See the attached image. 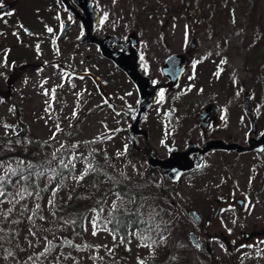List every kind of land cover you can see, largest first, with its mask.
<instances>
[{
  "label": "rangeland",
  "instance_id": "obj_1",
  "mask_svg": "<svg viewBox=\"0 0 264 264\" xmlns=\"http://www.w3.org/2000/svg\"><path fill=\"white\" fill-rule=\"evenodd\" d=\"M5 2H12L13 8L0 15V157H4L0 160V176L13 166L31 164L25 155L16 153L23 129L18 122L20 116L26 124L27 136L47 143L41 144L44 147L38 149L40 154L69 157V166L80 168L82 164L75 162L79 155L88 161L99 157L98 151L104 150L117 156L114 159L102 156L106 165L124 178L139 177L143 172L142 163L121 157L125 145L123 130L129 123L127 115L104 107L91 81L78 79L75 70L91 67L98 70L99 67V74L110 80H123V73L95 47L86 52L90 58L85 60L84 49L63 46L59 34L70 17L57 0H0V5ZM96 7L106 29H122L137 19L144 33L143 50L152 47L144 53H157V58L167 53L162 41L171 44L169 52L187 54L191 40L196 38L198 44L190 51L189 70L180 90L189 88L194 95L199 93L229 104L237 100L241 143H246L252 129L243 101L248 90L258 120V131L251 136L264 132V0H97ZM214 13L215 25L210 28L207 19ZM201 19L206 22L202 23ZM164 24L167 28L162 30ZM77 31L71 28L66 41L72 40ZM158 114L153 111V122L164 118ZM7 137H16V140H4ZM154 143L159 146L164 142ZM240 157V174L235 181L240 192L249 197V205L245 213L237 215L241 224L230 211L223 214L225 229L229 231L237 228V224L243 227L245 221L264 218V201L259 199L264 198L260 189L264 153L252 151L241 153ZM40 181L39 196L34 200L29 199L27 193L31 188L28 186L23 188L26 189L23 199L17 195L19 192L6 197L9 199L0 196L3 201L0 203V237L3 238L0 264H148L153 245L149 248L133 236L126 256H122L119 246H115V237L107 227L98 225L96 210L90 211L80 237L72 238L68 225L52 217L53 204L48 203L56 193L64 200L68 188L51 183L47 177ZM76 181L72 179L73 184ZM206 183L209 185L204 175L183 179L175 184L176 191L166 193L159 200L157 188L139 190L148 191L153 200L148 203L151 212L162 210L167 215L156 230L160 239H155V249H172L176 257L186 253L196 259V264H207L205 255L190 241L189 232L194 231V225L188 215V210L195 208L202 216L208 213L211 216L207 198L217 189L205 188ZM105 188L102 217L108 218L119 208L134 210L135 205L129 200L131 195L125 199L113 187ZM36 205L40 207L37 209ZM49 241L51 250L44 252ZM255 248L264 251V243H258ZM255 248L243 249L240 253L241 257L250 255L246 264H264L259 253L258 258L251 252Z\"/></svg>",
  "mask_w": 264,
  "mask_h": 264
},
{
  "label": "flooded vegetation",
  "instance_id": "obj_2",
  "mask_svg": "<svg viewBox=\"0 0 264 264\" xmlns=\"http://www.w3.org/2000/svg\"><path fill=\"white\" fill-rule=\"evenodd\" d=\"M57 1L62 5L67 17H70L69 21L66 20L63 23L62 30L59 34L63 46L67 47L73 45L79 50L84 49L85 52L82 53H85L84 57L86 60L90 58L86 55V52L92 47L97 48L101 53L100 44L91 40L94 36L104 39L109 34L118 35L121 39L114 43V49L121 54H124L129 45H133L130 38H136L138 41L136 50L138 52L139 70L142 74L151 79L152 85H158L157 97L153 104L147 109V117L143 118L140 122V128L147 132L138 133L136 135V145L133 147V142H131L129 135L132 118L124 111L119 112V106H117L123 105L136 108L139 105L140 94L131 77L114 60L105 57L102 53L105 59L123 73V80L106 79L102 74H99V67V71L97 69L93 70V67H91V69L75 70L78 79L82 80L88 78L91 81L95 88L96 95L101 97L104 107L109 108L117 114H126L129 120V123H127L123 130L125 145L121 152V157H124L128 161L137 159L142 163L143 172L139 177H136V179H131L130 176L125 177V199H128V196L131 195L129 200L134 201L140 194V189L145 190L150 187L157 188L156 193L158 200L160 198L164 199L166 193L176 191L175 184L180 183L183 179L193 176H195V178H197V176H201V178L203 175L206 176L209 185L206 183L207 186L205 188L210 190L213 188L217 189L216 193L207 198L209 209L212 210V212L214 210L215 213L212 215L211 212V216H209V213L207 216H202L200 214L202 217L200 225L193 222L194 231H190L189 236L191 232H194L200 242V246H194V248L205 255L204 258L207 264H218V262L222 264H246L245 262L250 255L241 257L240 253H242L243 249H249L250 247L255 248L258 246V243H264V218L250 222L245 221L243 227L237 224V228H234L233 231H229L225 229L223 216L226 211H230L241 224L237 215L245 213L249 205V197L240 192L235 178L240 174V154L251 152H240L234 148H224L229 147V144L241 143L239 126L237 124L239 102L237 100H232V104H229L217 99H211V97L203 96L199 93L194 95V92L189 90V88L180 90L190 65H188L186 73L183 75L178 88H171L169 85L170 78L164 73L163 66L168 56L175 52H169L171 44L167 41H162V48L167 52L164 56L162 55L157 58V53H144V51H151L152 47H146L145 50H143L144 43L141 40L144 33L137 19H134L131 25L123 27L122 29L118 28V30H116L112 27L106 29L101 23L100 11L96 7L97 0H92L98 10L99 19L93 33L87 35L83 22L77 16V13H81L82 8L74 0H68L70 5L72 4L74 6L73 10H70L63 0ZM6 3H11L12 5L11 9L7 11L10 12L13 8V4L12 2H5V4ZM66 23L71 24V26L68 28L66 34L61 37ZM71 28L78 29V31L72 40L66 41ZM166 28L167 25L164 24L162 30ZM161 92L163 93V98H161ZM195 97H199L200 99L197 100ZM209 106H212L210 113L204 118L200 117L199 114L204 112ZM155 110L159 113L158 117H164L161 121H152V113ZM251 134L252 133L249 132L248 140L243 144L248 145L251 138L260 135L251 136ZM213 140L222 141L224 143L222 144V148H214L206 151L202 156L204 157L203 164L200 167H195L184 172L178 181H173L169 178L161 166L154 165L157 161L156 159H166L170 157L173 152L183 157L191 158L189 162L193 163L198 156V150L203 147L204 142ZM156 141L164 143L158 144L159 146H157L154 143ZM186 151L187 153H184ZM98 152L99 157H117L109 152L104 153V150H99ZM258 152L264 153V151ZM149 156L155 158L152 160V163L149 162ZM261 182L260 189L263 190L264 194V167ZM259 199L261 202L264 201L263 196H260ZM148 201L152 202L153 200L150 198ZM154 205L156 204H153V206ZM171 205L174 207L175 202ZM138 209L139 206H135L133 212L138 211ZM156 213L158 212H154L153 214L155 215ZM160 213L167 216L162 210ZM220 216L223 217L220 218ZM196 231L199 232V235ZM154 245L152 246V250H158V253L173 251L172 249L169 250L159 247L155 249ZM251 252H253L256 257H258L257 253H259L264 258L263 250H256L255 248V250ZM193 259L196 264V259ZM148 264L151 263L148 262ZM154 264L161 263L160 261H155Z\"/></svg>",
  "mask_w": 264,
  "mask_h": 264
},
{
  "label": "trees",
  "instance_id": "obj_3",
  "mask_svg": "<svg viewBox=\"0 0 264 264\" xmlns=\"http://www.w3.org/2000/svg\"><path fill=\"white\" fill-rule=\"evenodd\" d=\"M209 16L207 25L211 28L215 25L216 15L214 13ZM200 21L202 23L206 22L204 19ZM18 122L22 124L23 129L20 131L19 147L16 146V153L25 155L26 159L30 160L31 168L28 165L13 166L10 169H16V175L7 171L2 176L4 177V181L2 186H0V190L5 193V195L2 196L3 198L8 196L11 197L28 186L31 188L28 193H32V195H29V199L34 200L39 196L38 192L40 191L38 190H40V180L47 177L51 183L55 182L60 186L68 188V195L64 200L59 199L57 193L53 198L52 217L68 225L72 232V238L80 237L79 235L84 231L85 222L87 221L90 211L96 210V212H98V225L100 227H107L108 231L115 237V246H119V252L122 256H126L132 236H136L140 243L148 247L154 245L155 239H160V234L156 233V230L161 227L159 222L163 220L165 216L160 212L154 215L149 210L148 199L150 198L148 192H146V194L140 191L138 197L132 201L135 206H141L140 210L133 212V210L119 208L111 213L108 218L102 217L101 202L107 194L105 186L113 187L118 195L121 197L124 195L125 198L124 187L126 180L124 176L119 175L114 169L106 165L103 157H91V160L85 161L83 157H81L82 155H79L78 158L75 159V162H80L82 165L80 168H75L72 164V167L69 166V157H63L60 154L55 157H50L47 154H40L38 149L44 147L47 143L39 139L28 137L26 124L20 119V116L18 117ZM4 140L15 141L16 137H7ZM97 154H99V152ZM2 159H4V157H0V160ZM61 160L68 165L67 168L60 164ZM89 165L92 166L90 169H88ZM20 169L24 171L21 172ZM85 169H88V171L83 180L76 181V183L73 184L72 179L80 176ZM36 173H43V175H36ZM21 176H26V179H21ZM130 178L136 179L134 176H130ZM24 182H26V185H24ZM15 183L18 185L14 186ZM41 189H43V186H41ZM2 240L3 238L0 237V241ZM70 242L75 244L73 240ZM155 261H160L161 264H195L193 257L190 256L189 258L186 253H183V256L179 254V256L176 257L174 251L158 253V250H150L147 262L154 264ZM120 262L123 261L119 260V263Z\"/></svg>",
  "mask_w": 264,
  "mask_h": 264
},
{
  "label": "water",
  "instance_id": "obj_4",
  "mask_svg": "<svg viewBox=\"0 0 264 264\" xmlns=\"http://www.w3.org/2000/svg\"><path fill=\"white\" fill-rule=\"evenodd\" d=\"M65 4L70 8V10L74 9V6L68 2V0H63ZM81 8V13H77V16L83 22L85 27L86 34H92L98 19L99 13L96 9L94 2L92 0H74ZM12 7L11 3H6L0 6V14L7 12ZM71 24L66 23L63 31L61 33V37L64 36ZM94 36V35H93ZM121 38L116 34H109L104 39H100L98 37H93V41H96L100 44L101 53L112 60H114L121 68L125 70V72L131 77V79L136 84V87L140 94V102L136 108H131L128 106L117 105L119 106V112H126V114L132 118L131 125L129 129V135L131 138L132 146L136 145V135L138 133H146L147 131L140 128V122L143 118L147 117V109L153 104L157 97L158 85H152L151 79L142 74L139 70L138 66V52L136 50V45L138 41L136 38H130V41L133 42V45H127L128 49L121 54L114 49V43L118 42ZM198 42L196 38H193L190 42V51L195 49ZM190 51L185 53H172L166 59V62L163 66L164 73L170 78L169 85L171 88H178L183 75L186 73L188 65L191 61V53ZM244 104L246 106V113L250 116L251 119V133H257L258 131V120L256 118V113L254 109V103L251 100V92L245 91ZM213 106V105H212ZM212 106H209L204 112H201L200 117L204 118L208 113H210V109ZM215 106V105H214ZM222 144H224L220 140L213 141H205L203 147L198 150V156L190 163L189 157H183L175 152L171 154L170 157L166 159H156L155 166H161L166 174L173 181H178L182 174L192 168L200 167L203 164V154L214 148H222ZM229 147L224 148H234L240 152H250L254 150L263 151L264 150V132H262L259 136L251 138L249 140L248 145L240 144H229ZM184 153H187L184 152ZM183 153V154H184ZM114 159V157H110ZM154 157L149 156V162L152 163ZM189 216L196 222V224L200 225L202 222L201 215L196 211V209L191 208L188 210ZM190 239L195 246H200V242L198 240L197 235L194 232H191ZM218 264H222L218 262Z\"/></svg>",
  "mask_w": 264,
  "mask_h": 264
},
{
  "label": "snow or ice",
  "instance_id": "obj_5",
  "mask_svg": "<svg viewBox=\"0 0 264 264\" xmlns=\"http://www.w3.org/2000/svg\"><path fill=\"white\" fill-rule=\"evenodd\" d=\"M48 31L51 32L52 29L49 28ZM161 98H163V93H162V92H161ZM21 163H23V162H21ZM60 164L63 165L65 168L68 167V165L65 164L63 160L60 161ZM29 167L31 168V165H29ZM73 167H74V165H73ZM91 167H92V166L89 165V166H88V169H90ZM88 169H85L84 172H82L80 176H78V177H74V179H76L77 181L83 180L84 176L87 174ZM8 171H10L13 175H16V173H17V170H16V169H8ZM20 171L22 172V171H24V170H23V169H20ZM53 172H54V170H53ZM36 175H43V173H36ZM21 179H26V178L23 177V176H21ZM3 181H4V177L0 176V186H2ZM55 191H56V189L53 190V195H55ZM25 192H26V189H21V191H20L19 193H17V195H19V196L21 197V199H23V194H24ZM27 194H28V195H32V193H27ZM4 195H5L4 191L0 190V196H4ZM2 202H3V201H0V203H2ZM48 203L51 205V204H53V201L50 199V200L48 201ZM39 207H40L39 205H36V208H37V209H38ZM113 207H115V204L113 205ZM8 211L10 212L11 209H9ZM29 219H31V217H29ZM41 219H43V217H41ZM92 226H93V229L96 228L97 225H96V223H95V220H93V222H92ZM95 234H96L95 231H93V235H95ZM48 243H49V247H46L45 250H44V252H48V251L51 250V247H52L51 241H49ZM69 243H70V242H69ZM43 254H44V253H41V255H43ZM30 259H31V257H30ZM141 264H143V262H141Z\"/></svg>",
  "mask_w": 264,
  "mask_h": 264
}]
</instances>
